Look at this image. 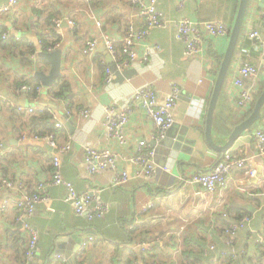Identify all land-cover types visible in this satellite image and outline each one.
I'll return each mask as SVG.
<instances>
[{
	"label": "crops",
	"instance_id": "1",
	"mask_svg": "<svg viewBox=\"0 0 264 264\" xmlns=\"http://www.w3.org/2000/svg\"><path fill=\"white\" fill-rule=\"evenodd\" d=\"M5 1L0 0V4ZM240 1L158 0L167 25L152 29L143 43L158 44L161 49L141 69H129L128 75L117 73L110 85L105 80V65L113 64V59L105 43L100 41L94 55L85 54L83 49L90 39L102 34L120 40L125 36L132 18L128 0H20L14 10L0 15V97L8 96L10 100L0 105V264H65L55 259L57 250L77 251L76 264H139L140 242L150 243L151 249L158 247L153 250L155 256L149 258L150 264L155 260L162 264L196 261L183 251L189 247L199 250L200 244L204 255L198 264H264V153L259 152L252 136L255 128L264 126V111L255 127L245 131L230 148L255 157L258 175L247 179L243 172L235 170L226 188L216 193L193 184L191 175L208 169L224 153L207 145L204 132L210 95L230 36L211 38L202 55L194 57L184 55V43L176 37V21L182 17L222 20L232 27ZM251 1L214 114L213 138L218 145H224L229 136L220 134L221 126L230 127L232 132L251 114V110L236 105L240 89L253 90L256 101L259 84L264 81V64L259 59L262 49L248 37L249 30L260 22L264 0H257L258 7L252 11ZM69 20L75 23L74 32ZM136 26H140L138 21ZM6 32L9 39L2 37ZM41 39L58 44L57 49L62 51L58 83L68 81L72 88L66 102L50 98V88L43 89L34 99L26 92L15 93L20 81L33 78L42 85L36 72H50L51 63L27 45L38 48ZM244 63L260 66V73L256 78H243L239 87L235 81ZM146 84L157 89L160 103L174 87L180 89L175 122L166 135L171 144L179 143L177 149L163 143L165 138L154 142L155 127L142 101L130 103L128 147L122 148L109 139L102 127L104 107L113 101L123 104L125 97ZM18 106L49 110L52 124L56 126L55 116L64 123L55 132L60 144L70 142L72 146L61 155L64 177L80 192L99 190L100 197L110 206L104 216L89 221L66 200L65 185L50 187V200L38 204L31 217L39 233L33 257L24 252L29 235L17 221L21 193L1 180L21 179L32 190L35 184L51 177L54 150L44 142L21 139L24 131H41L47 125L38 110L19 111ZM83 109L91 111L90 117L81 115ZM189 138H197L198 142L193 144ZM141 140L164 151L155 156L160 168L156 177L143 175L133 161ZM87 146H109L118 153V169L128 172V182L112 185V171L91 176L84 162ZM150 202L153 207L139 213ZM244 216H249L250 222L233 237L225 235L224 227ZM78 237H85V241L93 237L82 255L79 252L83 242ZM64 238L59 249L56 242ZM174 239L177 246L168 249ZM229 254L233 255L231 260Z\"/></svg>",
	"mask_w": 264,
	"mask_h": 264
},
{
	"label": "built area",
	"instance_id": "2",
	"mask_svg": "<svg viewBox=\"0 0 264 264\" xmlns=\"http://www.w3.org/2000/svg\"><path fill=\"white\" fill-rule=\"evenodd\" d=\"M20 0H7L0 4V15L14 10ZM132 18L130 19L125 36L120 40L109 34H102L98 38L90 39L83 51L87 55H94L98 49L100 41L105 43L108 53L113 59V64L105 65V80L107 84H112L115 81L117 73H125L129 69H141L144 64H149L154 55L161 49L158 44L143 43L154 28L165 27L167 21L163 18L162 13L158 9V0H128ZM251 11L257 9V0H252L250 4ZM259 24L251 28L248 32V37L259 43L261 47V56L259 57L264 64V10L260 13ZM57 24L61 23L60 19H55ZM137 21L140 26L137 27ZM70 28L75 31L74 21L69 20ZM231 29L226 22L222 20H193L189 17H182L176 21V37L184 43V55L194 57L202 55L211 38L229 37ZM4 39H9V35L3 33ZM37 51H54L58 44L48 45L41 39L38 42ZM120 45V46H118ZM140 47L143 51L140 52ZM240 76L236 79V85L242 87V79L245 77L256 78L260 73V66L251 63H244L239 68ZM46 85L37 87L40 93L43 89H49ZM31 88L28 85L15 88V93L26 92ZM180 89L174 87L167 95L166 100L160 103L158 100L157 89L146 84L136 90L132 95L124 98L123 104L118 101H113L108 106L104 107L102 127L105 130L107 137L117 143L120 147L125 148L130 144L128 127L131 121L132 107L131 101H142L148 117L152 120L155 127V140L161 141L166 138L168 130L175 122L174 109L179 97ZM54 100L64 101V99L49 94ZM255 101L254 91L250 88H241L236 97V105L250 111ZM10 102L8 96L0 97V105ZM65 102V101H64ZM67 108V107H66ZM19 111L28 110L34 112L39 109L36 106H18ZM70 114L69 109L66 110ZM81 115L90 117L89 109L81 110ZM56 118V127L62 128L64 123ZM252 136L255 139L257 148L260 153H264V126H259L252 131ZM22 140L31 139L34 142H44L49 144L54 149L52 157L53 170L51 177L48 180L39 182L34 185L33 189L24 183L23 180L17 178H2L1 183L11 188H16L21 195L17 201L19 209L18 222L22 223L23 228L29 235L26 255L33 257L37 248L39 233L32 225L31 217L38 204L46 203L50 200L49 188L55 185H65L68 194L66 200L74 206L75 212L92 221L95 218L102 217L109 210V203L104 201L99 190L80 192L74 184L67 180L63 175L62 158L63 153L71 150L70 142L60 144L54 134H37L24 131ZM1 147V145H0ZM156 150L146 141L141 140L136 146V153L133 157L135 164L141 167V173L146 177H156L160 168L155 161ZM119 154L113 151L109 146L94 147L87 146L84 162L87 166L88 173L91 176L98 175L103 171L114 172V180L112 185L127 183L130 179L128 172L119 171L118 166ZM255 157L247 152H237L232 149L227 150L213 165L208 169L197 170L191 175L190 181L197 184L201 189L216 193L229 184L232 174L235 170H240L244 176L249 179L258 175V169L255 165ZM153 207V203L143 205L139 211L146 212ZM250 217L245 216L237 221L229 222L224 228V233L228 237H233L239 230L243 229L249 222ZM139 220H137L138 222ZM135 224V223H134ZM134 225L130 227L132 229ZM93 240V237L82 243L79 255H82L88 246V243ZM142 251L150 248V243L140 242L138 245ZM214 246L211 247L213 249ZM233 249V247H232ZM234 250V249H233ZM55 259L62 260L65 264H69L68 258L56 253Z\"/></svg>",
	"mask_w": 264,
	"mask_h": 264
},
{
	"label": "water",
	"instance_id": "3",
	"mask_svg": "<svg viewBox=\"0 0 264 264\" xmlns=\"http://www.w3.org/2000/svg\"><path fill=\"white\" fill-rule=\"evenodd\" d=\"M250 0H241L240 1V6L238 10V14L235 20L234 25L232 26L231 29V34H230V39L228 43V47L226 49V52L224 54V58L221 62L220 68L218 70L217 78L215 80L213 90L210 95V101L208 105V110H207V116H206V125H205V132H204V139L207 143V145L215 150V151H220V152H226L229 150L234 142L248 129H250L252 126H254L262 117V112L264 109V90L262 91L261 95L257 98L254 108L251 112V114L241 121L240 123L236 124L232 130V132L228 136V140L224 145H218L215 143L214 138H213V120H214V114L216 111L217 103L219 100V97L221 95L223 85L226 79V75L228 72V69L230 67L231 61L234 57L235 50L238 44V40L242 31V27L244 24V20L246 17V13L248 10ZM38 56L42 57L43 59L49 61L51 63V69L49 73H45L44 71H37L36 72V77L40 79L41 83L43 85H46L48 87L54 86L57 82L59 77L61 76V67H62V51L60 49H56L54 51L48 52L44 50H40L38 52ZM192 139L191 142L197 143V138H189ZM157 143V141H154ZM163 143H166L168 146L173 147L174 149L179 148V143L176 144H171V140H168L165 138L163 140ZM46 145L51 151L54 149L52 146L49 144L43 143ZM168 149V148H167ZM157 152L163 153V150H160L159 148L156 150ZM163 166V165H161ZM21 223V222H20ZM81 239V243L85 241V237H78ZM64 239H61V241H57L56 244L58 248L60 249L61 246H63L62 241ZM81 246V244H80ZM80 246L77 248L79 249ZM63 250V249H62ZM58 251V252H57ZM56 253L63 254L68 258V261L70 264H76L77 256L78 254L76 253L77 251L71 250V251H61L57 250Z\"/></svg>",
	"mask_w": 264,
	"mask_h": 264
},
{
	"label": "trees",
	"instance_id": "4",
	"mask_svg": "<svg viewBox=\"0 0 264 264\" xmlns=\"http://www.w3.org/2000/svg\"><path fill=\"white\" fill-rule=\"evenodd\" d=\"M251 1V0H250ZM45 44H48L45 39H42ZM15 41H19V40H15ZM21 43H23V41H20ZM28 46H30V48L32 49L33 53H35L37 51V48L33 47L30 45V44H27ZM48 45H54V44H48ZM120 46V45H118ZM131 72H126L124 75H128L130 74ZM133 74V73H132ZM23 85H28L31 89L28 91V95L34 99L35 97H37L39 95V92L37 90V87L40 86V82L37 80V79H33V78H28V79H24L22 81L19 82L18 86H16V88L18 87H21ZM71 84L68 82V81H60L59 83L57 82L54 86L50 87V93L53 95V96H56V97H59L61 99H64L65 102L67 101L68 99V93L71 92ZM264 90V81H262L260 84H259V87H258V91H257V94H256V98H258V96L262 93V91ZM256 101H254L253 105H252V109L250 112H252L253 108H254V104H255ZM68 108H69V105H68ZM264 111V110H263ZM38 112L42 115L41 117V120L43 122H45V124L47 125V128L46 129H43L41 131H33L32 133H37V134H54L56 139H57V135H56V130L60 129L58 127H56L54 124H52V122L50 121L52 119V114L49 112V110H46V109H42V110H38ZM216 122V120H215ZM255 126H253L251 129H253ZM54 128V129H53ZM219 132L220 134H227V133H231V130H230V127L226 126L225 128H223L222 126L219 128ZM250 129V130H251ZM58 140V139H57ZM225 216L228 215L227 212L224 213ZM245 217V216H244ZM241 218V217H240ZM243 218V217H242ZM228 226V224L224 227L226 228ZM131 230V229H130ZM225 230V229H224ZM223 230V231H224ZM177 240L174 239L173 242L169 243V247L168 249L171 247V248H175L177 246ZM201 248L199 250H197L196 248H187V249H184L183 253L185 254V256H187L188 258H191V257H194L196 259V261H191L189 260V262H185L183 261L181 264H198L200 258H201V255L203 254L204 255V252H203V249H204V246L202 244L199 245ZM158 247L154 245V247L151 249H147L145 251H142V253H140V257H141V263L139 264H150L149 263V258H153L155 255L153 254V250L154 249H157ZM25 254H26V249H25ZM230 260L233 258V255L232 254H229L228 255ZM167 263V262H166ZM136 264V263H134ZM151 264H162L160 263L158 260H155L153 261V263ZM168 264H175V262H170ZM248 264H258V263H248Z\"/></svg>",
	"mask_w": 264,
	"mask_h": 264
}]
</instances>
